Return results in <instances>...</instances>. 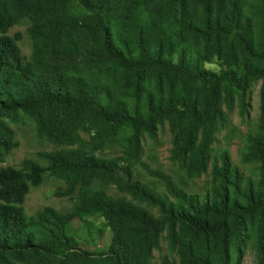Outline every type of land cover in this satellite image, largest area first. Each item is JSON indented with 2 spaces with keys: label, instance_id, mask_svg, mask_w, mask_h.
I'll return each instance as SVG.
<instances>
[{
  "label": "trees",
  "instance_id": "16d2710c",
  "mask_svg": "<svg viewBox=\"0 0 264 264\" xmlns=\"http://www.w3.org/2000/svg\"><path fill=\"white\" fill-rule=\"evenodd\" d=\"M22 20L29 59L5 35ZM212 57L225 69L207 71ZM258 81L259 114L241 153L252 179L226 151L209 159L227 123L221 99L242 113ZM191 87L203 93L191 97ZM18 111L59 149L40 154L45 166L0 168V264H155L163 235L157 264H236L247 249L264 264V0H0V159L15 146L3 117ZM165 124L185 173L209 170L203 193L141 162L142 142ZM136 166L162 189L135 178ZM45 172L77 201L27 216L23 199ZM94 216L110 231L102 252L68 234Z\"/></svg>",
  "mask_w": 264,
  "mask_h": 264
},
{
  "label": "rangeland",
  "instance_id": "374dc122",
  "mask_svg": "<svg viewBox=\"0 0 264 264\" xmlns=\"http://www.w3.org/2000/svg\"><path fill=\"white\" fill-rule=\"evenodd\" d=\"M27 28L28 23L22 20L11 27L5 35L13 38L21 54L29 59L32 54V44L27 34ZM203 65L207 71L215 73L225 69L223 63L215 57L205 61ZM260 85V81L255 82L246 92L242 113L236 103L232 110H228L224 99H221V110L226 115L227 123L214 135V140L210 145L209 166L212 161L219 159L223 151H226L230 162L239 169L244 177L257 178L255 165L242 163L241 153L244 146V135L251 131L257 122ZM186 93L191 97H199L203 90L199 87H191L187 89ZM3 120L11 127L14 133L15 146L7 155L0 159V168L11 167L20 169L24 160H32L41 166H45L46 163L40 154L59 149L39 137L34 122L20 111L3 117ZM173 138L172 130L168 124H165L159 129L154 139L146 138L142 142L140 160L150 170H159L169 175L187 193L199 195L209 185V170L198 176H188L179 161L173 159ZM134 170L135 178H139L148 184H155L158 189H162L161 184L157 182V178L143 167L136 166ZM119 174L122 176V173ZM107 192L112 196L119 195L114 188H108ZM76 201V193L72 195L66 193L64 182L45 172L42 182L37 186L31 187L25 195L21 208L27 216L31 217L45 207L65 213L72 208ZM68 234L77 240L82 249L91 252L104 251L110 239V231L104 226L103 220L97 216L84 217L81 220L72 221L68 226ZM166 254L167 247L163 235L158 249L153 252V262L157 264L160 257ZM235 262L236 264H257V259L254 252L251 249H247L242 255L237 257Z\"/></svg>",
  "mask_w": 264,
  "mask_h": 264
}]
</instances>
